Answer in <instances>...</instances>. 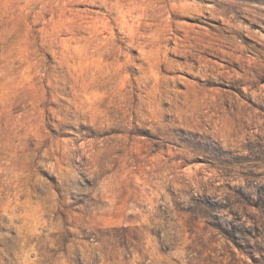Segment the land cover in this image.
<instances>
[{
	"label": "rangeland",
	"instance_id": "1",
	"mask_svg": "<svg viewBox=\"0 0 264 264\" xmlns=\"http://www.w3.org/2000/svg\"><path fill=\"white\" fill-rule=\"evenodd\" d=\"M0 264H264V0H0Z\"/></svg>",
	"mask_w": 264,
	"mask_h": 264
}]
</instances>
